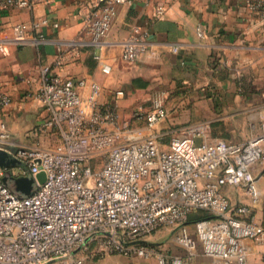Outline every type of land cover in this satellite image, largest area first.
<instances>
[{"label": "built area", "instance_id": "obj_1", "mask_svg": "<svg viewBox=\"0 0 264 264\" xmlns=\"http://www.w3.org/2000/svg\"><path fill=\"white\" fill-rule=\"evenodd\" d=\"M41 1L0 0V14L32 9ZM128 1L78 3L76 14L92 43H102L116 6ZM243 1L253 9L264 4ZM47 24L59 25L46 17L15 23L11 40L39 47L47 41L41 31ZM147 45V30L135 28L122 41V59L133 61ZM4 47L0 39V50ZM58 52L54 64H40L38 83L27 91L46 112L38 130L55 134L56 142L0 145L9 159L17 161L11 167L14 175L35 177L43 171L45 176L42 182L35 181L29 194L18 195L2 179L7 167L0 166V264H94L89 257L108 253L155 256L159 264H190L188 259L166 256L146 241L147 235L164 227L177 229L174 238L189 255L199 248L213 264H246L243 240L259 239L264 228L254 219L251 206L232 204L221 188L241 185L252 200L257 199L250 166L264 161V120L258 133L240 142L206 137L204 125L171 137L165 149L152 135L117 141L120 127L127 128L129 120L120 123L115 101L98 100L97 82L57 71L63 55ZM102 69L108 72L109 66ZM85 85L89 91L84 98ZM11 101L0 84V108ZM165 116L163 100L156 97L149 105L137 103L129 117L151 129ZM0 129V137H7L4 123ZM98 156L102 161L95 169ZM192 212L203 217L190 227L186 220Z\"/></svg>", "mask_w": 264, "mask_h": 264}, {"label": "crops", "instance_id": "obj_2", "mask_svg": "<svg viewBox=\"0 0 264 264\" xmlns=\"http://www.w3.org/2000/svg\"><path fill=\"white\" fill-rule=\"evenodd\" d=\"M80 1L42 0L32 9L13 8L0 14V39L5 45L0 50V84L12 99L8 107L0 108V124H5L8 133L0 137L1 146L56 142L55 134L38 130L46 112L27 91L38 83L40 64H54L60 50L62 63L56 70L97 82L98 100L115 101L119 116L129 117L137 103L149 105L161 98L166 116L148 134L160 148H167L171 137L183 136L200 125L205 126L206 137L232 142L260 131L264 120V4L253 9L243 0H129L116 6L102 43L94 44L76 14ZM40 17L59 24L41 27L45 43L35 47L11 40L13 24ZM135 28L147 30V49L133 61H125L122 41ZM104 65L109 66L108 72L103 71ZM120 89L123 93L116 95ZM88 91L85 85L84 98ZM135 121L136 125L143 122ZM200 140L197 136L196 141ZM250 168L258 188L255 201L241 185L221 189L232 204L251 206L254 219L264 228V161ZM173 229H158L145 239L168 257L213 264L199 248L189 255L175 238L166 237ZM243 243L246 264H264V231L259 239L245 238ZM133 258L135 264H159L155 256Z\"/></svg>", "mask_w": 264, "mask_h": 264}, {"label": "rangeland", "instance_id": "obj_3", "mask_svg": "<svg viewBox=\"0 0 264 264\" xmlns=\"http://www.w3.org/2000/svg\"><path fill=\"white\" fill-rule=\"evenodd\" d=\"M125 120H129V122H130L129 126L127 128L120 127V132H121L122 135L119 138H117V141L126 140L125 136L130 138V139L142 140L151 131V129L146 126L144 121L143 122H139L138 125H136L137 121H135V119H131L128 116L127 117L120 116V123L121 124ZM101 161H102L101 156L96 157L94 159V161H93V167L95 169H97L101 165ZM3 173H4V175L7 176L6 185L8 186V188L11 191H13L14 193L22 195L23 193L16 188V184H15V181H14V177L15 176L13 175V171L11 169H7ZM194 213L200 214V213H197V212H194ZM200 215H202V214H200ZM187 220H188V218H187ZM187 220H186V223L189 224L190 222L187 221ZM189 226L191 227L192 225L189 224ZM176 230L177 229L169 230V232L167 231L168 233L166 234V237L174 238V234H175ZM134 256L135 255L126 256V255H123V254L108 253V254H105L104 256H93V257H89L88 259L90 260V262H92L94 264H135L134 261H133L134 260V258H133Z\"/></svg>", "mask_w": 264, "mask_h": 264}, {"label": "water", "instance_id": "obj_4", "mask_svg": "<svg viewBox=\"0 0 264 264\" xmlns=\"http://www.w3.org/2000/svg\"><path fill=\"white\" fill-rule=\"evenodd\" d=\"M16 162L17 161L14 159H9L6 151L0 148V166L7 167L6 169L3 170V172H5L7 169H11V167L16 165ZM14 176H15L14 181L16 184V188L23 193L22 195L29 194L35 187V183H36L35 181L37 180L38 182H42L45 177L43 171H39L38 173H36L35 177L29 174L18 175V176L14 175ZM2 179L5 183H7V176L4 175V173L2 175Z\"/></svg>", "mask_w": 264, "mask_h": 264}, {"label": "trees", "instance_id": "obj_5", "mask_svg": "<svg viewBox=\"0 0 264 264\" xmlns=\"http://www.w3.org/2000/svg\"><path fill=\"white\" fill-rule=\"evenodd\" d=\"M201 217H203V216L200 215V214H196V213L192 212V213L189 214V216H188V220H187V221H189L190 223H192V222H194L196 219H199V218H201ZM88 261H90V260H88Z\"/></svg>", "mask_w": 264, "mask_h": 264}]
</instances>
